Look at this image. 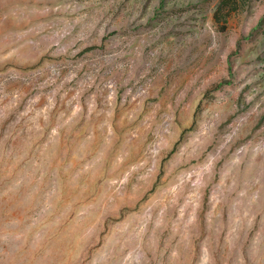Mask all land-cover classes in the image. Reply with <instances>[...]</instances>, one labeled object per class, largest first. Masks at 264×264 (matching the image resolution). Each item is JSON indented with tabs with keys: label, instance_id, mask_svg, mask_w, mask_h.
Segmentation results:
<instances>
[{
	"label": "rangeland",
	"instance_id": "rangeland-1",
	"mask_svg": "<svg viewBox=\"0 0 264 264\" xmlns=\"http://www.w3.org/2000/svg\"><path fill=\"white\" fill-rule=\"evenodd\" d=\"M0 264H264V0H0Z\"/></svg>",
	"mask_w": 264,
	"mask_h": 264
}]
</instances>
